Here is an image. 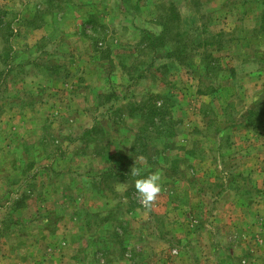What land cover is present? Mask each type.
Returning a JSON list of instances; mask_svg holds the SVG:
<instances>
[{
    "label": "rangeland",
    "instance_id": "rangeland-1",
    "mask_svg": "<svg viewBox=\"0 0 264 264\" xmlns=\"http://www.w3.org/2000/svg\"><path fill=\"white\" fill-rule=\"evenodd\" d=\"M0 51V264H264V0H0Z\"/></svg>",
    "mask_w": 264,
    "mask_h": 264
},
{
    "label": "clouds",
    "instance_id": "clouds-1",
    "mask_svg": "<svg viewBox=\"0 0 264 264\" xmlns=\"http://www.w3.org/2000/svg\"><path fill=\"white\" fill-rule=\"evenodd\" d=\"M135 180L137 194L145 206H150L155 202L162 191V178L159 172L142 175L140 169H133L130 173Z\"/></svg>",
    "mask_w": 264,
    "mask_h": 264
},
{
    "label": "crops",
    "instance_id": "crops-1",
    "mask_svg": "<svg viewBox=\"0 0 264 264\" xmlns=\"http://www.w3.org/2000/svg\"><path fill=\"white\" fill-rule=\"evenodd\" d=\"M66 6H68V5H70L69 6V8L72 10V11H74V10H77L78 8H79V3H73V2H70V3H66L65 4ZM108 8V6L107 5H104V4H97V5H95V6H93L92 8L91 7H89L88 8V15H86V17H82L83 18V20L84 19H88L90 16H89V14H91L90 12H92V14L94 15H97L98 16V14H101V16H102V14H104V11L106 12L107 9ZM83 14V13H82ZM64 17H68V16H70V15H63ZM63 16H62V14H61V17H60V24H56L57 26H60V28H61V26H62V24H63ZM92 16V15H91ZM90 21V20H89ZM43 26H46V23L43 25ZM43 26H41L40 27V32H42L44 29L42 28ZM60 33H61V35H59V37H57L55 40H57L58 41V43H59V46H60V48L63 46V39H61V36H62V30L60 31ZM15 43V42H14ZM26 43H28L29 44V46L31 47L32 46V43L31 42H29V41H26ZM13 47V49L15 50L16 49V45H11V47L10 48H12ZM11 52H12V49H11ZM1 51H0V60H1ZM9 66V65H8Z\"/></svg>",
    "mask_w": 264,
    "mask_h": 264
}]
</instances>
